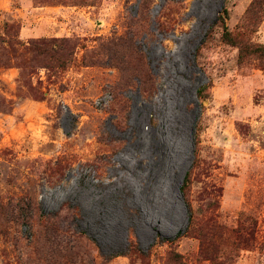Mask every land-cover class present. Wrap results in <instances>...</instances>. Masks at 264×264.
<instances>
[{"label":"rangeland","instance_id":"obj_1","mask_svg":"<svg viewBox=\"0 0 264 264\" xmlns=\"http://www.w3.org/2000/svg\"><path fill=\"white\" fill-rule=\"evenodd\" d=\"M252 1L0 0V264H264V71L222 40L264 45Z\"/></svg>","mask_w":264,"mask_h":264},{"label":"trees","instance_id":"obj_2","mask_svg":"<svg viewBox=\"0 0 264 264\" xmlns=\"http://www.w3.org/2000/svg\"><path fill=\"white\" fill-rule=\"evenodd\" d=\"M39 4L41 3H50V2H67L72 5H79L82 3H87L89 0H33ZM93 1V0H92ZM261 0H253L250 4V7L247 11L246 16V25L245 29L249 30L250 33L256 32L259 25L263 21L264 9H260ZM260 11H262L260 13ZM259 13V14H258ZM10 26L7 22L3 24V32L0 33V43H6L8 46H11L14 42H17L15 39L10 38L9 31ZM222 40L232 46L238 47V61L241 62L247 55L256 54L259 58V66L262 71H264V45L255 44L249 42L241 34H233L227 28H224L222 33ZM18 43V42H17ZM76 44L66 38H42V39H33L28 42L27 50L31 55V60L41 61V66L46 68H55L57 70H64L66 67L73 62V54ZM43 62V63H42ZM205 86L202 85L198 88V97L200 99L204 98L203 90ZM29 91L35 97H40L41 92L33 87H29ZM10 102H7L4 98L0 97V111H8L11 109V106L8 105ZM189 184V175L186 173L183 179L182 186L180 188L184 204L187 208L188 218L192 219L191 206L186 196L187 186ZM49 234L53 236H58V229L56 227L48 226Z\"/></svg>","mask_w":264,"mask_h":264},{"label":"built area","instance_id":"obj_3","mask_svg":"<svg viewBox=\"0 0 264 264\" xmlns=\"http://www.w3.org/2000/svg\"><path fill=\"white\" fill-rule=\"evenodd\" d=\"M112 99V95L109 92H106L96 98L95 103L100 107L107 105Z\"/></svg>","mask_w":264,"mask_h":264}]
</instances>
